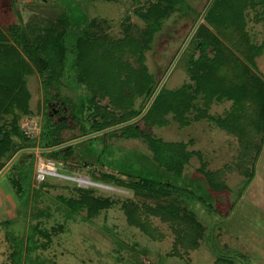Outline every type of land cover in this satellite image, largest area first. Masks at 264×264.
Listing matches in <instances>:
<instances>
[{
	"label": "rangeland",
	"instance_id": "374dc122",
	"mask_svg": "<svg viewBox=\"0 0 264 264\" xmlns=\"http://www.w3.org/2000/svg\"><path fill=\"white\" fill-rule=\"evenodd\" d=\"M156 1L32 0L24 3L0 0V41L7 42L6 47L14 52L10 54L13 61H18L21 69L18 74L15 71L7 72L10 78L3 81L6 77L4 70L12 65L10 60L4 61L0 57V82H10L12 75H18V80L14 82L17 91L23 88L28 96H32V112H23L21 106L15 104L0 107V135L3 134V139H0L4 142V148L0 151L2 169L23 149L20 148L21 142L33 148V139H41L43 117L48 111L43 86L52 89L48 94L49 99L55 98L54 91L58 90L59 98L69 104L70 113L79 123L77 125L70 120L72 129L60 131L61 136L68 140L83 136L87 125H90V116L101 111V104H110V97L105 93L97 95L98 102L97 97L93 100L96 92L93 93L92 85L88 82H103L107 87H114L115 91L117 82L121 81L118 80L119 76L116 77L117 65H123L125 61L131 70L137 71L141 64H145L161 83L199 18L194 14L180 17L175 13L165 19L163 31L156 35L152 47L145 49L142 58L140 53L128 50L121 42L127 36L144 37L143 30L148 22L140 16V11L148 10L151 3ZM187 1L202 13L209 3V0ZM246 15L250 43L257 47H230L236 56L245 60L246 69L252 72V82L261 84L264 82V4L250 6ZM59 17L65 19L66 28L58 21ZM91 21L95 22L90 28L94 30L95 42L101 37L109 40L112 54L102 55V49L92 50L85 59L79 41ZM12 24L20 26L19 34L9 27ZM36 27H52L57 33L65 30L64 49L59 51L55 44L56 33L44 44L38 45V41L34 43ZM244 42V38L238 39V43L246 46ZM46 52L54 56L49 58L52 72L40 75L35 54L39 57ZM57 53L63 56L62 62ZM119 55L124 60L117 63ZM220 66L218 72L228 74L223 82L213 83L215 87L219 86L221 98L216 94L210 100L201 93L196 102L206 115L198 117L197 112H189L187 124H181V118L180 121L175 120L170 113L159 116L162 120L167 118V123L150 124L152 134L146 131L147 139L143 135L137 138L122 137L120 131L118 136L111 131L107 135H97L73 145L71 153L76 154L78 160L72 157L70 161L60 151L52 153V156L47 152L41 154L40 150L23 152L0 178V264H17L18 260L14 258L20 255L13 258L12 253L18 247L25 249V242L24 245L20 244V239L27 236L31 222L51 228L57 225L58 218L64 222L68 220L69 231L59 232L53 236L50 244L46 247L40 245L33 252L39 260L44 258L48 264H218L219 258L222 264H264V132L256 134L262 151L257 154V148L256 152H253L255 148L252 150L250 155L254 154L255 157L252 168L246 163L249 160L245 159L247 153L239 138L241 132L249 130L248 134H252L251 128L264 130V117L259 114H263V110H260L258 96H253V100L245 96L249 86L246 76L243 79L240 75L235 78L237 69L230 65L228 71ZM127 71L123 73L124 78ZM239 72H243V69H239ZM231 79L232 82H229ZM193 82L187 74L186 60L179 58L163 86L175 90L182 89L186 84L195 87ZM3 86L0 83V95L3 94ZM9 98L6 97L4 101L12 102ZM143 99L136 97V108ZM116 110L119 111L118 108ZM151 114L147 117L154 122V115L158 112ZM229 114L233 116L227 117ZM224 118L238 126L239 135L225 123H220ZM34 120L38 122V127L41 126L40 136L32 135L26 137L30 140H23L20 134L24 135V125L29 124L28 129L36 131ZM83 125L84 132L80 128ZM137 125L143 131L148 130L145 119L137 121ZM128 131L131 129L126 128L125 132ZM182 142L186 151L192 152L182 166L184 169L176 165L181 158L179 151V155L175 150L172 153V146L179 147ZM38 153L44 158L54 159L58 172L64 176L48 175L39 183L34 177ZM246 164L250 168L245 171ZM203 165H206V170H225L223 181L227 187L217 190L220 187L200 171ZM105 173L116 177V182L130 180L134 176L150 180L156 185L155 191H164L165 197L160 200L126 185L104 183L102 176ZM82 177L93 183L84 184L74 179ZM20 183L24 187L20 199H31L26 210L20 206L14 191L15 186L21 191ZM78 187L86 188L89 192L79 191ZM36 195L40 196L39 202L35 201ZM64 195L91 197L98 206L96 217L87 220L81 209L76 211L77 208L70 203L71 207L67 199L58 198ZM34 202L35 206L32 207ZM57 203L64 204L66 208L57 209ZM166 203L169 205L166 208H171L174 214L181 206H186L197 219L194 228L200 234V243L197 247L191 245L196 248L187 247L191 239L183 241L184 234L179 227H172L152 212L153 208ZM50 205L57 209L56 215L51 217ZM135 207L142 211L144 223L159 231L156 237L129 221L128 214ZM9 230L13 232L10 238L7 236ZM45 241L42 239V242Z\"/></svg>",
	"mask_w": 264,
	"mask_h": 264
},
{
	"label": "trees",
	"instance_id": "16d2710c",
	"mask_svg": "<svg viewBox=\"0 0 264 264\" xmlns=\"http://www.w3.org/2000/svg\"><path fill=\"white\" fill-rule=\"evenodd\" d=\"M258 3L264 4V0H214L213 4L211 5L210 9L208 10L205 16L204 22L200 24V26L196 30L195 34L191 38L190 42L188 43L187 47L185 48V50L183 51L180 57V59L184 58L186 60L187 74L189 75L190 80L194 81L193 83L195 84V87L192 86L191 84H186L184 85L185 87H183L182 89L170 90L163 86L160 92L158 93V95L156 96L155 100L153 101L151 107L141 119H145L148 125L150 124L163 125L167 123L169 120L167 118L162 120L159 118V116H164L172 113L173 118L175 120H179V118H181L182 120L181 124H187L189 123V119H190V117L187 116V113L189 112L190 113L197 112L198 117L202 115H206V113L198 106L196 100L198 99V96L201 93L204 97L210 100H212L213 97L216 96V94L218 98H221V95L219 93L221 90L219 89V86L215 87L213 83H217L221 81L223 82V79H225V77H227L226 75L228 74H222L218 72L219 71L218 68L220 64L223 67H226L228 71L230 65H232L235 69H237V72L235 73V78H238L240 75V77L243 79V77L245 78L246 76V81L249 83V86L246 89L245 96L249 97L251 100H253V96L256 98L258 96L260 110L261 111L263 110V114L262 113L259 114L260 116L262 115L263 118L264 117V82H260L261 84L257 82H252L250 77L252 72L249 69H246L247 64L245 63V60L236 56L234 50H232L230 47V45L239 48L257 47L253 43H250L249 35L246 30V25H247L246 10L250 6H255ZM175 13L177 14V16L180 17H186L187 15L194 14L195 16H197V18H199L202 14V12H197L196 9L192 6V4L188 3L187 0H157L155 3L153 4L151 3V5L148 7V10L140 11V16L145 21L148 22V26L143 30L144 37L132 38V36H127L126 40L121 42V45H125L124 47L132 52L140 53L143 58L142 53L145 51L146 48L149 49L152 47V43L156 39V35L159 32L163 31L165 19L170 18ZM63 20L65 19L62 17H59L58 19V21L63 23L66 28V22ZM94 25L95 22L91 21L89 25L90 27L85 28L83 30L84 32L82 33L83 35L80 37V41H79L80 51H82L85 54V59L88 57V54L92 52V50L98 51L102 49L103 50L102 55L112 54L111 49H109L111 46V42L109 40L101 37L99 40L95 42L96 37H94V30L91 31L90 29L91 26ZM9 27L13 29V32H17L20 26H16L15 24H12ZM55 33L58 34L55 35V39H56L55 44H57L58 48H60L59 51H62L64 49L63 35L65 34V30L60 33H57L55 32V29L52 27L49 28L42 27L39 29L38 27H36V38L34 39V43L38 41V45L44 44L46 43L45 41L50 40V38L53 37L52 34ZM240 37L245 39L244 43L246 46H244V44L238 43V39ZM6 44L4 43V41H0V57L4 61L10 60L11 61L10 65H12V67L8 68L7 70H4L5 72L4 74L6 75V77L3 78V81H7V77L10 78L7 72L15 71L17 72V74L18 72L21 73V69L18 61L16 62L13 61L14 60L13 56L10 55L14 52H12L11 49L7 48ZM57 54L59 55V59L62 62L63 56L59 53ZM2 55L4 57H2ZM44 55H46V57ZM44 55L37 57L35 54V58L37 61L36 62L37 68L39 71L38 73L40 75L42 74L44 75L52 72V67H49L50 66L49 58L54 56L48 52H46ZM120 57L121 55L117 57L119 58L117 60V63L124 60L121 59ZM122 63L123 65L120 66L117 65L116 77L119 76L118 80L121 79V81L117 82L115 91H113L114 87H107V85L104 84L103 82H88L91 83L92 85L91 87L90 86L89 87L91 88L93 93L96 92L92 98L93 100L96 99L97 97V102H98L99 98L97 95L98 94L103 95V93H105L106 96L110 97L111 101L109 105L104 106L103 104H101L100 106V109L102 108L101 111L93 116H90L89 118L90 125H87L88 128L90 127L89 130L87 128V130L85 129L86 131L84 132L83 129L84 125L80 127L81 130L84 132L83 133L84 135L111 126H115L117 124L129 121L137 117L143 111L146 104L149 102L150 98L154 94L157 86L159 85L155 74L150 72L145 64H141L140 70L137 71L133 69L131 70V67L126 65L125 61H123ZM239 69H243V72H239ZM125 70H128L126 78L123 77V73ZM18 78H19L18 75L16 76L12 75V79L10 82H0L2 86L4 85L3 86L4 89L2 90L3 94L0 95V107H4L7 105L8 107H11L12 105L15 104L18 107L21 106L20 109H22L23 112L26 111L29 112V110L30 112H32L30 108L31 107L30 101L32 96L31 95H30L31 97L28 96L27 95L28 93H26L25 89L21 88L17 91L15 87L16 85L14 82L15 80H18ZM229 82H232V79ZM43 88L45 89V90L43 89L45 93V95H43V97H45L44 100L45 106L48 107V102L50 100L48 98V94L52 89L45 86H43ZM137 96L140 98L141 97L144 98L142 102H140L139 108H136V103H135ZM6 97L7 98L10 97L9 100L11 99L12 102H9L8 100L4 101ZM67 105L69 107L68 103ZM117 108L120 112L116 110ZM153 112L155 113L158 112V114L154 115V122H152L151 119L147 117L149 114L152 115L151 113ZM47 115L48 113H45L43 117L44 126H43L41 139L39 142L38 139H33L34 145H31L33 148L38 146L42 148H49L58 145L64 141V138L60 134V131L62 130L63 127L60 128L58 126V123L53 122L51 119H45ZM232 116H233L232 114L227 115V117H232ZM225 118L223 121H220V123L221 124L225 123V126H227L230 129H233L238 134L237 131L238 126H236V124L233 121H227ZM74 121L76 120L74 119ZM76 123L77 125H79L77 121ZM126 128L131 129V131L125 132ZM18 130L19 132L21 131L19 128ZM119 131L121 132L122 137H127V138H137L139 137V135L140 136L143 135L145 139L149 137L146 134L147 130L141 131L140 128H137V122L119 127L117 129L112 130L111 132H115L117 135ZM251 131L252 134H248L249 133L248 130L246 132H241L242 134L241 136L239 134L238 135L243 144V150H246L247 153L245 159L249 160V162L246 163H249L252 168L253 167L252 165L255 163L254 154L250 155L252 154L251 153L252 150L255 148V151L253 152H256V148H257V152H258L257 154L261 153L262 151L261 142L259 141L260 144L258 143L256 134L257 133L263 134L262 132H264V130L262 131V129L251 128ZM109 132L104 133L102 135H107L109 134ZM20 135L21 137H24L23 140H30V139H26V137L28 136H26L25 134L24 135L20 134ZM263 139L264 138H262V140ZM35 142H38V144H36ZM3 143L4 142L1 141L0 139V151L4 148L2 145ZM72 147L73 145L69 146L68 151H66L65 148H61L47 153H50V156H52L53 155L52 153L60 151L62 155L66 158L67 156L71 155ZM185 147L186 146L183 142L179 147L174 148V146H172L173 149L172 153H175L174 152L175 150L176 154L177 155L180 154L179 156H181V158H179L180 159L179 163L178 161L176 162V165L179 164V167L181 169L184 167V163L188 161V157H190V155L192 154V152H187ZM20 148H31V147L24 146L23 143L21 142ZM178 151L179 154L177 153ZM42 154H45V152ZM246 165L247 166H245L244 168L245 171L248 168H250V166L248 167V164ZM205 166L206 165H203L200 168V171L203 172L202 174H204L207 178H210V181L211 180L214 181L215 185H217L218 188L220 187L217 190L223 189V187L224 188L227 187V184L224 183L225 175H226L225 170H221V169L206 170ZM2 167L3 165L2 166L0 165V171ZM20 178L22 179V176ZM115 178L116 177L112 176L110 173H105L104 176H102L103 182L108 181L120 185H126L133 188L136 192L144 193L150 195L152 198H156L160 200H163L165 197L164 191H161L160 189H157L155 191L156 185H154V183L150 180H146L143 178L139 179V177L134 176L130 180L122 179V181L121 180L119 181L117 179V181L119 182H116ZM15 187H14V191L18 198L19 204L22 207V209L26 210L29 204L31 203V199L28 200H24L22 198L20 199L21 192L24 189L21 183H20L21 191L20 189H17ZM78 190L89 192V190H86V188H81V187H78ZM34 198L36 202H39L38 199L40 198V196L36 195V197L34 196ZM58 198L67 199L69 205L71 203L72 206H75L77 208L76 211H79V209H81L82 210L81 213L85 215L87 220L96 217L98 206L94 203L91 197L87 195H84L82 197L73 196V195L72 196L64 195V196H58ZM166 200L168 201L167 196H166ZM58 204L59 203H57L56 206ZM167 204L168 203L162 204L161 207L159 208L151 207L153 208L152 212L154 213V215L160 216L162 221L166 223H170L172 227L174 228L179 227V231H182L184 234L182 240L184 241L186 239H191L190 244L187 245V247H191L193 249L196 248L200 243L199 242L200 237H198V235L200 234L194 228V226H196L195 221H197V219L193 216V214L188 212L186 206H181V208L176 210L174 214L172 213L171 208L169 209L166 208ZM34 206H35V202L32 207ZM64 206H65L64 204L60 203L57 206V209H62L61 207ZM50 207H51V212L49 216L51 217L56 215L57 209L55 210L54 207L51 205ZM167 207H169V205H167ZM68 209H70V207ZM166 210H169L170 212L168 211V213H166ZM141 215H142V211L140 210V208L135 207V209L130 210L128 214L130 219L129 221L132 224H137L141 226L144 230H146L154 237H156V234H159V231L149 227L147 223H144V221L141 218L142 217ZM56 222L57 225L52 226L51 228L45 227L43 225L40 226L33 225L32 222L30 223L27 231V236L26 237L22 236V238L20 239L21 240L20 244L24 245L25 242V249L23 250V247L20 249L19 247L18 248L16 247L17 250L12 253L13 258L16 257V255H20V257L18 258H14L15 260L16 259L18 260L17 264H27V263L48 264L44 260V258L39 260L37 254L36 255L33 254L38 250L40 245L46 247L48 244H50L53 241L54 235H58L59 232L69 231L70 224L68 220L64 222V221H60L58 218ZM199 224L201 225L202 223L200 222ZM104 227H108V226H104ZM9 231H10L9 235L7 236L10 238L11 237L10 234H12L13 232L11 230ZM42 239H46V241L42 242ZM192 244H195L196 247H192L191 246ZM24 252H26L25 253L26 255L24 256L25 263L23 262ZM219 262H221L220 258L217 263L222 264Z\"/></svg>",
	"mask_w": 264,
	"mask_h": 264
},
{
	"label": "water",
	"instance_id": "95a60500",
	"mask_svg": "<svg viewBox=\"0 0 264 264\" xmlns=\"http://www.w3.org/2000/svg\"><path fill=\"white\" fill-rule=\"evenodd\" d=\"M214 0H210L209 3L207 4L205 10L203 11V13L201 14V16L199 17L197 23L195 24L194 28L192 29L190 35L188 36L187 40L185 41V43L183 44L181 50L179 51V53L177 54L176 58L174 59L172 65L170 66L169 70L167 71L166 75L164 76V78L162 79L161 83L159 84L158 88L156 89V91L154 92V94L152 95V97L150 98L148 104L146 105V107L144 108V110L135 118L129 120V121H126V122H123V123H120V124H117L115 126H111V127H108V128H105V129H102V130H99V131H96V132H92L90 134H87V135H84V136H81L79 138H76V139H73L71 141H68V142H65V143H62V144H59V145H55V146H52V147H49V148H39L37 149L36 147L34 148H23L21 150H19L12 158L11 160L5 165V167L0 171V178L3 176V174L11 167V165L16 161V159L23 153V152H26V151H36V150H40V151H52V150H56V149H59V148H62V147H67L73 143H76V142H80L82 140H85V139H88V138H91V137H95L97 135H100V134H104L106 132H109V131H112L114 129H117L119 127H122V126H125V125H129V124H132L134 122H137L138 120H140L146 113L147 111L149 110V108L151 107L153 101L155 100L156 96L158 95L160 89L162 88L163 84L166 82L167 80V77L168 75L170 74V72L172 71V69L174 68V66L176 65L177 61L179 60V58L181 57L183 51L185 50V48L187 47L188 43L190 42L191 38L193 37V35L195 34L196 30L198 29V27L200 26V24L202 22H204V19H205V16L208 12V10L210 9L211 5L213 4ZM66 120H67V117L65 116H62L60 117L59 121H60V126H64L66 124ZM138 126V125H137ZM151 128V125L148 126V129ZM147 134H152L151 131H148ZM1 139H3V134L0 136Z\"/></svg>",
	"mask_w": 264,
	"mask_h": 264
},
{
	"label": "flooded vegetation",
	"instance_id": "af4514ba",
	"mask_svg": "<svg viewBox=\"0 0 264 264\" xmlns=\"http://www.w3.org/2000/svg\"><path fill=\"white\" fill-rule=\"evenodd\" d=\"M54 93H55V98L50 99L49 102H48V111H47L48 115L45 117V119H51L53 122L58 123V126L60 128L63 127L62 130H64V129H72L71 126H69V122H70V120H73L74 121V119L72 118V115L70 113L69 107H68L66 101H64V99H60L59 98V96H58L59 93L57 91H54ZM62 116L67 117L66 124L64 126H60L59 125L60 124L59 119ZM148 126L149 125L147 124L146 127H148ZM137 128H140L141 129L140 126H137ZM141 131H143V129H141ZM148 131H149V129L147 130V132ZM71 140H73V139H68V140H65L64 139V141L62 143H65V142H68V141H71ZM62 143H60V144H62ZM76 143H73V144H71L69 146H72V145H74ZM69 146L62 147V148H65V150L68 151V149H69L68 147ZM59 149H61V148H59ZM52 151H54V150H52ZM52 151H40V153L42 154L44 152H52ZM29 156H31V154ZM72 157H75V159H77V155L76 154H72V153H71V155L67 156L66 158L71 161V158Z\"/></svg>",
	"mask_w": 264,
	"mask_h": 264
},
{
	"label": "built area",
	"instance_id": "2783aa9c",
	"mask_svg": "<svg viewBox=\"0 0 264 264\" xmlns=\"http://www.w3.org/2000/svg\"><path fill=\"white\" fill-rule=\"evenodd\" d=\"M34 123H35L36 131L29 130L28 129L29 124L23 126V131H24V134L26 136H28V137H33V136L39 137L40 136L39 133H41L40 132L41 126L38 127V122H36V121ZM39 141L40 140H38V142ZM48 175L64 176V174H62V173L60 174L58 172L57 165H56L54 159L46 158V157L44 158L43 156H41L40 153H38L37 158H36L34 177L40 183V182H43L46 179V176H48ZM76 179L79 180V178H76Z\"/></svg>",
	"mask_w": 264,
	"mask_h": 264
},
{
	"label": "bare ground",
	"instance_id": "6f19581e",
	"mask_svg": "<svg viewBox=\"0 0 264 264\" xmlns=\"http://www.w3.org/2000/svg\"><path fill=\"white\" fill-rule=\"evenodd\" d=\"M74 179H76V178H74ZM76 180H78V179H76ZM79 181L83 182L84 184H90V183L92 184L93 183V182H90L89 179L87 180L86 178H83V177L79 178Z\"/></svg>",
	"mask_w": 264,
	"mask_h": 264
},
{
	"label": "crops",
	"instance_id": "0c3cea01",
	"mask_svg": "<svg viewBox=\"0 0 264 264\" xmlns=\"http://www.w3.org/2000/svg\"><path fill=\"white\" fill-rule=\"evenodd\" d=\"M19 1H21V0H19ZM31 1H32V0H28V1H27V0H23L24 3H28V2H31ZM3 191H4V190H3Z\"/></svg>",
	"mask_w": 264,
	"mask_h": 264
}]
</instances>
